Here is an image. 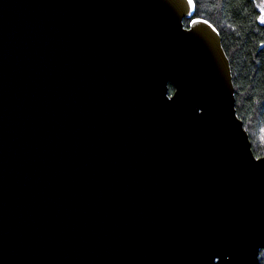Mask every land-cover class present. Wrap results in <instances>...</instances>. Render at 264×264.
<instances>
[{"label": "water", "instance_id": "obj_1", "mask_svg": "<svg viewBox=\"0 0 264 264\" xmlns=\"http://www.w3.org/2000/svg\"><path fill=\"white\" fill-rule=\"evenodd\" d=\"M195 10L0 0V264H261L264 155Z\"/></svg>", "mask_w": 264, "mask_h": 264}, {"label": "trees", "instance_id": "obj_2", "mask_svg": "<svg viewBox=\"0 0 264 264\" xmlns=\"http://www.w3.org/2000/svg\"><path fill=\"white\" fill-rule=\"evenodd\" d=\"M194 16L219 30L230 59L237 114L256 156L264 155V0H195ZM191 18H185V25ZM174 87L170 85L172 92ZM264 264V249L260 253Z\"/></svg>", "mask_w": 264, "mask_h": 264}, {"label": "flooded vegetation", "instance_id": "obj_3", "mask_svg": "<svg viewBox=\"0 0 264 264\" xmlns=\"http://www.w3.org/2000/svg\"><path fill=\"white\" fill-rule=\"evenodd\" d=\"M170 85H172V86L174 87V85H173L172 83H170ZM174 89H175V88H174ZM174 89H173V91H174ZM173 91H172V92H173ZM170 92H171V91H170ZM172 92H171V93H172Z\"/></svg>", "mask_w": 264, "mask_h": 264}]
</instances>
